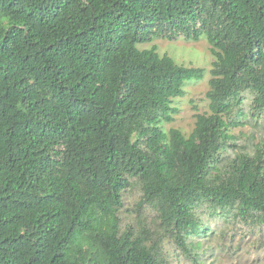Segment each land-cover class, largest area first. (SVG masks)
<instances>
[{"label": "trees", "instance_id": "16d2710c", "mask_svg": "<svg viewBox=\"0 0 264 264\" xmlns=\"http://www.w3.org/2000/svg\"><path fill=\"white\" fill-rule=\"evenodd\" d=\"M204 35L210 114L165 132L204 70L137 45ZM246 93L262 113L264 0H0V264H167L121 231L133 179L185 250L203 209L264 225V145L220 166Z\"/></svg>", "mask_w": 264, "mask_h": 264}, {"label": "rangeland", "instance_id": "374dc122", "mask_svg": "<svg viewBox=\"0 0 264 264\" xmlns=\"http://www.w3.org/2000/svg\"><path fill=\"white\" fill-rule=\"evenodd\" d=\"M156 47L159 55H168L178 65L204 70L200 80H189L184 86L185 95L174 100L176 109L173 120L163 122L162 129L168 132L179 129L189 136L195 127L197 114H210V101L207 93L212 79L214 57L210 43L204 35L198 41L180 37L176 40L155 39L140 43L141 51ZM241 112L236 114V122L230 133L235 140L229 142L222 152L220 166L223 170L245 153H253L258 145H264V111L253 110L254 96L245 94ZM123 207L118 216L121 231L133 229L136 233L143 229L159 233L162 237L161 249L167 264H264V225L252 220H245L234 212L214 213L208 209L199 212L208 227V234L194 239V244L185 250L175 237L165 234L159 225L158 211L155 207L144 204L141 184L133 179L132 186L124 193ZM158 238V235H156Z\"/></svg>", "mask_w": 264, "mask_h": 264}]
</instances>
